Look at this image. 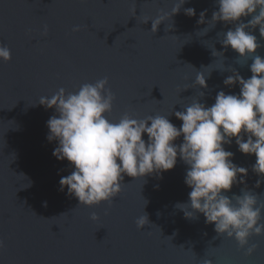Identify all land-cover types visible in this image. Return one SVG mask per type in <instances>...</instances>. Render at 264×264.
Returning <instances> with one entry per match:
<instances>
[{
  "label": "water",
  "instance_id": "water-1",
  "mask_svg": "<svg viewBox=\"0 0 264 264\" xmlns=\"http://www.w3.org/2000/svg\"><path fill=\"white\" fill-rule=\"evenodd\" d=\"M177 2L0 0V43L11 50L10 62H0V240L5 244L0 264H202L204 259L264 264V236L251 238L257 250L249 257L235 240L219 237L202 214L188 220L175 207L188 202L191 191L184 183L187 166L179 158L174 169L160 175L125 176L111 207H78L66 189L59 190L61 177L73 169L52 155L57 144L46 138L47 121L56 113L39 105L41 97L60 88L74 93L107 77L115 95L110 121L126 112L135 119L168 116L174 108L168 118L179 128L174 113L184 105L198 100L211 106L219 91L239 94L238 84L223 83L232 70L251 77V58L237 63L238 54L220 42L234 25H211L216 0H188L154 34L151 21L140 22L170 13ZM186 8L196 15H185ZM203 11L205 23L199 24ZM76 26L79 32L72 31ZM252 31L262 45L257 54L264 58V38L258 27ZM197 72L206 77L207 89L195 87ZM143 138L147 141L146 134ZM182 142L183 137L176 141ZM224 147L234 154V164L248 169L245 183L227 195L250 190L264 202V183L257 188L252 172L256 157L242 154L234 139ZM144 214L149 224L138 229L136 220Z\"/></svg>",
  "mask_w": 264,
  "mask_h": 264
},
{
  "label": "clouds",
  "instance_id": "clouds-1",
  "mask_svg": "<svg viewBox=\"0 0 264 264\" xmlns=\"http://www.w3.org/2000/svg\"><path fill=\"white\" fill-rule=\"evenodd\" d=\"M187 2L178 0L170 13L161 11L155 19L144 16L140 22L151 21L154 34ZM216 5L218 11L212 13L211 25H234L223 33L220 42L225 50L231 48L238 54L237 63L251 58L252 75L245 79L232 70L233 74L223 83L228 87L238 84V95L219 91L211 106L193 100L183 106V111H175V117L182 122L179 128L168 118L174 108L168 116L135 119L126 112L118 121H110L107 117L112 113L115 95L108 87L107 77L94 84L84 83L74 93L60 88L50 97H41L38 103L46 110H55L56 115L47 121L46 138L57 144L53 157L68 161L73 169L61 177L59 190L66 189L68 196L78 200V207L92 208L103 203L111 207L122 191L125 176L144 180L160 175L174 169L179 158L187 166L184 183L191 191L188 202L175 207L188 220L202 214L206 224L214 225L219 237L235 240L250 257L257 250L256 244H250L251 238L264 236V202L250 190H242L239 196L227 195L234 185L245 183L248 169L234 164V154L224 146L234 139L242 154L256 157L252 172L258 177L255 186L259 188L264 183V58L257 54L262 45L252 30L258 27L264 38V0H216ZM184 11L189 17L196 15L194 8ZM205 15L206 11L200 13L199 24L205 23ZM248 17L251 19L244 23ZM72 31L79 32L80 27ZM47 32L45 26L43 34ZM212 54L223 56L222 52ZM10 60L11 50L0 43V62ZM194 85L208 88L202 72H197ZM181 137L183 142L177 144ZM90 219L96 222L99 217L93 213ZM148 224L146 214L136 220L138 229ZM4 247L0 240V249ZM202 264L213 262L204 259Z\"/></svg>",
  "mask_w": 264,
  "mask_h": 264
}]
</instances>
